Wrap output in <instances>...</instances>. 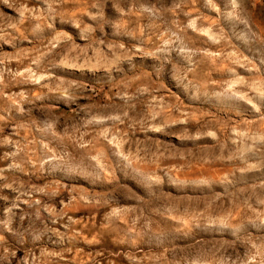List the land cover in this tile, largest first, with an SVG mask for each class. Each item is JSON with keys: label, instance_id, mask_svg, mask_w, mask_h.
I'll use <instances>...</instances> for the list:
<instances>
[{"label": "rangeland", "instance_id": "374dc122", "mask_svg": "<svg viewBox=\"0 0 264 264\" xmlns=\"http://www.w3.org/2000/svg\"><path fill=\"white\" fill-rule=\"evenodd\" d=\"M0 264H264V0H0Z\"/></svg>", "mask_w": 264, "mask_h": 264}]
</instances>
